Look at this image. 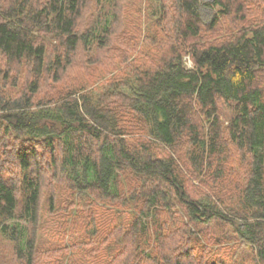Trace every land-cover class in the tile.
Masks as SVG:
<instances>
[{
  "label": "trees",
  "instance_id": "obj_1",
  "mask_svg": "<svg viewBox=\"0 0 264 264\" xmlns=\"http://www.w3.org/2000/svg\"><path fill=\"white\" fill-rule=\"evenodd\" d=\"M0 264H264V0H0Z\"/></svg>",
  "mask_w": 264,
  "mask_h": 264
},
{
  "label": "rangeland",
  "instance_id": "obj_2",
  "mask_svg": "<svg viewBox=\"0 0 264 264\" xmlns=\"http://www.w3.org/2000/svg\"><path fill=\"white\" fill-rule=\"evenodd\" d=\"M187 63L190 64V61L188 60Z\"/></svg>",
  "mask_w": 264,
  "mask_h": 264
}]
</instances>
